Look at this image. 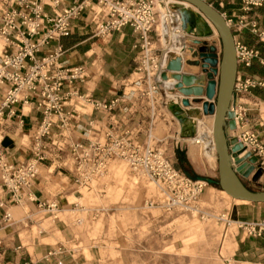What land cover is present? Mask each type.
<instances>
[{
    "label": "crops",
    "instance_id": "0c3cea01",
    "mask_svg": "<svg viewBox=\"0 0 264 264\" xmlns=\"http://www.w3.org/2000/svg\"><path fill=\"white\" fill-rule=\"evenodd\" d=\"M8 1L0 0V27L2 12L6 9ZM82 1L62 0L65 6L77 5ZM223 1V6L226 7L223 13L227 20H231L230 27L235 39H240L249 47L263 49V45L251 34L248 26L243 30L239 28V19L243 16L247 19L256 18L259 26L264 28L263 11L257 8L245 11L240 0ZM160 3L166 6V2L160 0ZM93 5L94 3L85 4L81 15L73 21L69 36L59 42L52 41L48 46L42 47L38 54L39 58L45 57L61 45L63 53L59 63L65 69L81 66L86 76L83 81L64 85L62 93L66 96L65 107L61 115L55 118L57 121L52 128V136L41 141L40 151L45 154L46 160L40 162L39 175L30 189L40 202L55 200L60 203L64 210L63 215L61 219L52 220L50 215L41 213L38 202L24 201L16 204L11 196L0 193V201L6 204L5 209H0V264H55V260L47 259L46 255L60 246L66 249L67 264H177L181 260L177 254L163 251L161 240L151 245L149 241L144 244L141 241L136 245L122 237L115 239L116 245L113 249L102 244H94L88 248L87 255L84 248L80 247V242L83 241L79 238L81 236L78 227L71 222L68 223L71 214L78 213L73 211V207L82 205L80 203L82 197L76 195L80 193V189H84L76 183V166L75 163H71V158L74 159V150H80L77 146H85L93 139L99 140L103 132L107 134L109 131L120 136L131 134L136 142L144 144L151 132V105L145 95L146 84L141 77L139 78L142 54L139 34L132 27L125 26L114 32L110 38L96 36ZM95 9L101 12L99 6ZM47 10L51 13V9ZM171 15L176 22L175 29H180L181 18L172 10ZM232 22H235L236 28L232 26ZM207 24L212 32L211 25ZM166 26H169V17L166 21L159 17L156 28L159 37ZM38 38L34 37L32 40ZM171 41L170 35L166 39L164 37L162 40L159 39L157 44L163 43L165 49L171 45ZM12 50L13 46L10 43L0 39V54L10 53ZM239 72L242 77L264 79V67L258 63H254L248 69L239 67ZM7 88V84L0 85V105ZM176 97L181 99L178 94L170 95L168 98L175 100ZM81 99L86 102L85 106L79 105ZM114 100H117V103L112 111L96 108L94 105L95 102ZM235 102L247 110L249 120L255 122L253 127L260 133L261 142L264 144V126L258 125L259 116L264 110V87H257L245 95H238ZM37 103L36 97L22 91L19 93V101L5 109L0 116V142L11 163L27 161L34 155L37 128L43 120V113L38 109ZM79 108L84 111H80ZM11 111L15 114L12 115ZM171 118L168 123L163 120L164 122L156 129L158 134L164 133L165 128L170 125H177L174 134H179L181 125L176 117L172 115ZM205 118L209 117L196 122L199 137L206 136L203 130L206 126ZM66 134L68 136H65ZM151 136H154L153 133ZM56 138H59L63 146L57 145ZM193 139L185 138L183 141L193 143ZM205 147L203 150L190 146L188 152L179 149L177 151L184 155L190 169L197 171L195 165L199 167L203 159L210 164L218 160L213 145L208 146L206 142ZM177 151L173 146L170 157L179 162ZM207 167L208 177L204 179L218 182L214 179L215 170L210 165ZM111 169L120 182L128 181L124 166L114 164ZM241 179L245 186L252 190L245 179L243 177ZM215 183H210L205 190L204 201L208 204L231 205L230 209L223 212L232 221L231 225L226 227L225 240L218 251L217 260L222 264L227 262L264 264V235L247 236L237 227V224L248 221H264V204L236 201L216 188ZM20 206L22 208H19ZM6 211L13 213V222H5ZM112 251L117 253L115 257L111 255Z\"/></svg>",
    "mask_w": 264,
    "mask_h": 264
},
{
    "label": "built area",
    "instance_id": "2783aa9c",
    "mask_svg": "<svg viewBox=\"0 0 264 264\" xmlns=\"http://www.w3.org/2000/svg\"><path fill=\"white\" fill-rule=\"evenodd\" d=\"M240 1L245 11L249 12L257 8L264 12V0ZM86 3H94L92 11L96 36L110 38L114 32L120 31L125 26L132 27L139 34L142 47L139 72L143 75L141 78L146 79L144 81L145 95L151 105V125L157 113L155 94L160 93L163 87L168 90L166 85L159 81V75L165 68L163 66L164 50L161 51V57L155 58L153 34L158 37V40L170 37V34L174 32V23L171 21L169 26L163 30V34L158 36L155 30L158 16V6L155 0H83L73 6H65L62 0L8 1L1 16L0 36H3L6 42L13 46V50L0 55V85H8L0 105V116L3 115L5 109L19 101L20 92L26 91L38 99L37 106L43 113V120L37 128L34 155L27 161L16 164L9 162L0 142V193L11 196L16 204L24 201L38 202V209L43 215L55 218L62 211L60 203L55 200L40 202L30 189L39 175L40 162L46 160L45 154L40 151L41 141L52 136V128L57 121L55 118L61 115L65 107L66 96L62 93L64 85L65 83L73 85L83 81L86 76L81 66L65 69L59 63V58L63 53L61 45L45 57L39 58L38 54L42 47L48 46L52 41L59 42L70 35L72 23L81 15ZM220 5L223 7V0ZM96 6H101L104 10L99 13L95 9ZM47 8L51 9V13ZM227 22L231 24V20ZM180 25L183 30L182 21ZM246 26L263 45V49L249 47L241 40L235 39L240 80L235 83V99L230 104V111L234 114L236 130L228 129L227 135L231 140L235 136H230V134L240 130L237 137L238 143H241L256 158L255 170L258 168L264 170V144L261 142L260 133L250 127L246 119L247 110L235 102L238 95H245L252 89L264 87V79L242 77L239 72V67L248 69L254 63L264 67V28L259 26L256 18L247 19L243 16L239 19V28L243 30ZM34 37L39 38L32 40ZM221 51L217 49L220 59ZM173 99L164 96L162 103L166 108L170 102L181 105L182 99L177 97ZM116 103L117 100H114L95 102L94 105L96 108L112 111ZM11 114L14 115L15 112L11 111ZM226 121L230 120L227 118ZM261 125L264 126V122ZM148 138L151 139L150 134ZM193 138L195 145L204 146L203 137H199L198 133ZM77 149L80 150H74V159L76 183L80 188L89 189L94 177L105 171L109 161L121 159L133 172L147 177L159 187L164 195L163 204L166 209L178 208L187 212L195 211L203 219L210 217V214L204 212L199 204L204 189L210 183L205 179H193L176 169L161 148L148 143L139 144L131 137V134L120 136L109 131L104 142L93 139L85 146L78 145ZM5 207L4 201H0V209H5ZM216 218L225 223L227 227L232 223L227 214ZM4 220L6 223L13 222L12 213L6 211ZM238 227L247 236L261 237L264 235V221H248L238 224ZM46 258L55 260V264H67L66 249L62 246L54 248L47 253ZM227 264L233 263L227 262Z\"/></svg>",
    "mask_w": 264,
    "mask_h": 264
},
{
    "label": "rangeland",
    "instance_id": "374dc122",
    "mask_svg": "<svg viewBox=\"0 0 264 264\" xmlns=\"http://www.w3.org/2000/svg\"><path fill=\"white\" fill-rule=\"evenodd\" d=\"M204 1L211 4L222 14L226 11V7L220 5L221 0ZM158 6L161 7L160 1L158 2ZM159 7L157 8L158 19L161 17L162 19H165V21L167 17L172 16L170 10L177 13L181 18V21V12L189 13L193 10L190 7L179 3L169 4L168 7L170 10L168 8H162L159 10ZM96 10L98 11V9ZM262 13L264 19V12ZM232 26L236 28L235 22H232ZM197 33L200 37L202 36L201 38L203 40H207L212 36L210 29L204 27L203 20L201 19L199 21ZM210 40H215V38H211ZM157 43H159L158 37L153 34V55L155 58L158 56L161 57V51L163 50V43ZM217 49L222 50V44H220ZM188 50L189 54H191L195 60V58L199 59L200 54L204 52L206 48H199L197 50L190 48ZM221 56L222 51L220 57ZM165 65L166 64H164V66ZM198 72L200 73L201 69H198ZM142 76L143 75H140L139 78ZM143 81H146V79H143ZM155 99L157 113L150 129V135L153 133L154 136H151V139H146L144 144L148 143L154 147L161 148L164 151L165 156L173 163L174 167L184 172L180 167L179 162L170 157L172 147L175 146L176 151L179 149L188 152L190 146H194L197 149L203 146L183 141L185 138L180 136V131L179 134H174L178 128L177 125H170L165 128L164 133L158 134L156 129L162 124V122H164L163 120L168 123L172 114L168 112V108L166 110V108L163 107V98L160 93L155 94ZM194 103L196 105H201L199 104V101H194ZM79 105L82 107L85 106V103L80 101ZM79 110L84 111L80 108ZM249 118L250 117L247 116L246 119L248 120L250 127L255 129L253 127L255 122L250 121ZM261 118L262 117L259 116L258 125L264 122ZM213 119V117L205 118L206 126L203 128L204 133L211 137ZM239 133L240 130L235 131L234 134L231 133L230 136L234 135L235 137H238ZM65 136H68V134ZM105 139L106 133L103 132L99 140L104 142ZM56 141L58 146H63L59 141V138H56ZM71 163H75V160L72 158ZM114 164L124 166L125 175L128 181H125L124 183L119 181L116 174L111 169V166ZM187 165L189 166V164ZM204 165H206V170ZM207 165H210V167L215 170L214 179L218 181V160L215 163L210 164L203 159V162L199 167L195 165L197 171H193L201 178L208 177V174H206V171L209 170ZM259 169L262 168L255 170L248 178L243 177L249 188L254 191H264V170L257 181L253 180V176ZM93 180L94 181H92L89 189H80V193L76 195L77 197H82V202L80 203L85 205L84 207L88 210L82 211L83 208H80V213L71 214L68 221V223L71 222L78 227V232L82 238L78 237L83 241L80 242V247L84 248V252L87 255L88 248L94 244H102L113 249L116 245L115 239L117 237H122L130 240L136 245L141 243V241H143V244L146 243V241H149L151 245L155 243V241H158L157 243H159V240H161L160 243L163 251L177 254L179 256V259L181 260L177 264H222L217 260V257L218 251L225 240V230L227 226L222 221L220 222L216 217L226 214L223 210L230 209L231 205L205 203L204 192L210 184L206 186L199 199L201 209L210 214V217H205L203 219L201 215L197 214L194 218L190 215V212L182 211L178 208L171 210L166 209L163 204L164 195L159 187L147 177L133 172L127 163L121 159L109 161L103 174L94 177ZM150 203H152V205ZM74 208H79V206L73 207V209ZM78 219L82 220L81 224H78ZM74 247L75 246H73V248ZM111 253L114 257L117 255L116 252L112 251Z\"/></svg>",
    "mask_w": 264,
    "mask_h": 264
},
{
    "label": "water",
    "instance_id": "95a60500",
    "mask_svg": "<svg viewBox=\"0 0 264 264\" xmlns=\"http://www.w3.org/2000/svg\"><path fill=\"white\" fill-rule=\"evenodd\" d=\"M174 1L187 2L200 12V14L193 10L189 13L181 12L182 28L185 32L198 34L200 19L203 20L205 28H209L205 19L214 25L220 36L222 56L219 59L217 48H206L200 54L199 59L195 58L192 62L193 66L201 69V72L186 75L184 83L174 78L181 72L182 58L170 59L166 69L160 73L159 81L165 84L170 91L175 88L179 89L185 97L182 99L181 105L170 102L167 108L179 120L181 125L180 136L183 138L195 137L196 119L202 114L214 115L213 137L218 156V184L221 190L237 200L264 204V191L248 189L241 179V177H250L255 171L256 158L241 143L234 144L227 135L228 129L236 130V123L233 120L234 114L230 111V104L235 99V83L240 80L233 31L224 15L206 1ZM168 73L171 74V77H168ZM216 76H219L218 82L215 81ZM170 79L172 81H169ZM190 95L200 96L199 100L194 101H199L202 110L192 107L191 101L187 98ZM227 118L230 121L227 122ZM262 173L263 169L256 171L253 180L257 181ZM198 179L204 180V178ZM208 182L215 183L213 180Z\"/></svg>",
    "mask_w": 264,
    "mask_h": 264
},
{
    "label": "bare ground",
    "instance_id": "6f19581e",
    "mask_svg": "<svg viewBox=\"0 0 264 264\" xmlns=\"http://www.w3.org/2000/svg\"><path fill=\"white\" fill-rule=\"evenodd\" d=\"M155 1H156L157 6H158V2L160 0H155ZM162 1L163 2H166V6L164 7V4L161 3V7L158 6L159 7V10L162 9V8H168L170 10V8L168 7L169 4H171V3H179V4H182V5H185V6L190 7L191 9L195 10L196 13H199L200 14V12L197 10V8H195L194 6H192L191 4H189L187 2H176L174 0H162ZM99 7H100L101 12H102L104 10V8L101 7V6H99ZM205 20L212 27V32H211L212 33V36L209 37V39H207V40H203L201 37H199L198 34H189V33L185 32V31H183L181 28L180 29H175V23L176 22L174 21V19H173L172 16H169V23L171 21L174 23V32H172L170 34L171 37H172L171 45L169 47L165 48V49L163 48V50H164V55H163V57H164L163 61L164 62H163V66H164V64L168 65V61L170 59H172V58H182L183 64H182V68L180 70L181 72H180L179 75L174 76L175 79H178L179 81H182V83H184L183 81H185L184 79H185L186 75L199 73L198 72V69L195 66H193V64H192V62H193L194 59H193L192 55L189 54V50L188 49L191 48V49L197 50L199 48H204V47L205 48H210V47L217 48L221 44V42H220V36H219V33H218L217 29L214 27V25L209 20H207V19H205ZM157 25H158V16H157V22H156V25H155V30L157 28ZM211 38H215V40H210ZM0 39H5V38L3 36H0ZM0 55H3V53L0 54ZM165 69H166V67L163 68V71ZM168 77H171V74L170 73H168ZM169 81H172V80L170 79ZM215 81H219V76H216L215 77ZM176 94L180 95L181 99H184V97H185L179 91V89H177V88H175L174 90L170 91L169 89L168 90H165L164 87H163L161 89V92H160V95L162 96V98H164V96H165V98H167L170 95L173 96V95H176ZM187 98L191 101L192 107H195V108H198V109H201L202 110V105H196L194 103V100H199L200 99V96L190 95V96H187ZM80 101H83V100L81 99ZM83 102L86 104L85 101H83ZM186 109H191V108H186ZM204 117H213L215 119V116L214 115H203L202 114V116H200V117H198L196 119V122L202 120ZM261 117H262V120L264 121V110H263V112H261ZM214 119H213V126H214ZM202 137H203V140H204V146L201 147V148L203 150H205V148H206L205 147V143L207 142L208 143V146H210V144L213 145L214 150L216 152L215 143H214V137H213V127H212V137L209 136V135L202 136ZM232 142L234 144L235 143H238V138L237 137L232 138ZM216 155H217V152H216ZM101 174H103V173H101ZM235 200L236 201H245V200H237V199H235ZM245 202H248V201H245ZM77 206H79V208H76V209L74 208L73 211L80 213V211H81L80 208H83L82 211L88 210V209H86L84 207L85 205L79 204ZM19 208H22V207L20 206ZM63 212H64V210L62 209V211H60V213H58V215H57L56 218L55 217H51L50 219H52V220L61 219V217L63 215ZM190 215L195 218L197 216V213L195 211H190ZM77 222H78V224H81L82 223V220L78 219ZM237 227H238V224H237Z\"/></svg>",
    "mask_w": 264,
    "mask_h": 264
},
{
    "label": "trees",
    "instance_id": "16d2710c",
    "mask_svg": "<svg viewBox=\"0 0 264 264\" xmlns=\"http://www.w3.org/2000/svg\"><path fill=\"white\" fill-rule=\"evenodd\" d=\"M177 158L179 160L180 167L184 170V172L189 177H191L193 179L201 178L198 175H196L195 172L192 169H190V167L187 165L188 162L185 160L184 155L181 152H179V151H177ZM215 187L218 188V189H221V187L218 184V182L215 183Z\"/></svg>",
    "mask_w": 264,
    "mask_h": 264
}]
</instances>
